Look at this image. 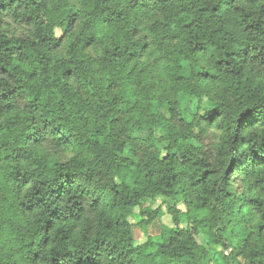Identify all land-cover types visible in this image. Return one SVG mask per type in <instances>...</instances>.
<instances>
[{
    "label": "clouds",
    "instance_id": "1",
    "mask_svg": "<svg viewBox=\"0 0 264 264\" xmlns=\"http://www.w3.org/2000/svg\"><path fill=\"white\" fill-rule=\"evenodd\" d=\"M0 264H264V0H0Z\"/></svg>",
    "mask_w": 264,
    "mask_h": 264
},
{
    "label": "trees",
    "instance_id": "2",
    "mask_svg": "<svg viewBox=\"0 0 264 264\" xmlns=\"http://www.w3.org/2000/svg\"><path fill=\"white\" fill-rule=\"evenodd\" d=\"M181 63H183V61H181Z\"/></svg>",
    "mask_w": 264,
    "mask_h": 264
}]
</instances>
